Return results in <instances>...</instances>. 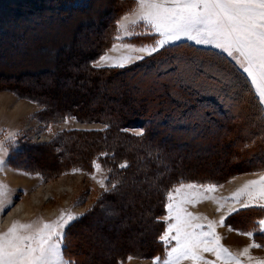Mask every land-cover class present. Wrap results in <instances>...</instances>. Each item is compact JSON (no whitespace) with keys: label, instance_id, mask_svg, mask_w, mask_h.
<instances>
[{"label":"rangeland","instance_id":"rangeland-1","mask_svg":"<svg viewBox=\"0 0 264 264\" xmlns=\"http://www.w3.org/2000/svg\"><path fill=\"white\" fill-rule=\"evenodd\" d=\"M37 3L40 6H32ZM73 6L78 7L71 9ZM134 7V0H0V129L18 133L15 147H9L5 158L6 167L0 171V183L10 189L14 205L0 217V231L14 221L51 222L61 213L75 214L79 219L66 229V256L75 264H110L112 259L113 264H152L155 257L164 255L159 236L167 226L163 217L172 186L213 182L223 185L214 195L224 198L247 181L257 180L264 170V120L254 97L241 94V84L217 82L212 55L216 50L181 42L179 48L162 49L123 69L92 67L105 52L112 57L127 54L122 48L110 49L114 43L128 42L127 38L114 40L116 22ZM110 18V44L84 65L85 56L101 39ZM152 40L147 36L131 38L136 46ZM203 55L214 61L204 60ZM156 57L161 59L154 63ZM100 70L124 74L107 84L101 78V85L91 87L89 71ZM28 93L38 98L32 100ZM144 109L145 116L152 117V134L145 146L158 150V155L166 151L176 170L187 164L182 172L188 175L160 190L161 211L156 209L153 214V222L160 224L157 231L147 224L148 215L136 208L155 209L152 200L171 163L150 154L148 158L155 156V160L148 159L152 163H146L149 172L142 168L139 180L128 181V193L120 188L122 170L134 169L127 158L118 156L114 161L111 151L94 149L92 158L83 161L73 152L81 149L75 143L76 135L105 131L99 116L111 113L131 120ZM66 116L75 119L64 123ZM141 129L119 131L139 138ZM94 161L100 164L99 170L93 167ZM124 162L128 166L120 168ZM227 167L230 173L219 176ZM131 175L133 171L126 173L127 178ZM100 180L105 181L107 192ZM236 182L241 183L229 188ZM112 183L117 184L115 189ZM107 195H113L115 202L103 201ZM16 208L20 216L2 222ZM216 209L215 203L205 201L189 211L219 221L228 207L220 212ZM261 216L264 210L258 208L227 216L225 226L217 228L224 246L239 252L252 243L236 230L254 231L253 239L264 244V233L258 226L254 228ZM228 225L234 230L229 231ZM129 255L135 258L128 261ZM252 255L264 258V247L253 249Z\"/></svg>","mask_w":264,"mask_h":264},{"label":"snow or ice","instance_id":"snow-or-ice-1","mask_svg":"<svg viewBox=\"0 0 264 264\" xmlns=\"http://www.w3.org/2000/svg\"><path fill=\"white\" fill-rule=\"evenodd\" d=\"M134 5L116 22L114 40L127 38L128 42L114 43L110 49L115 52L122 48L127 54L112 57L105 52L92 62V67L123 69L162 49L191 42L216 50L212 55L217 82L241 84V94L254 97L264 120V0H134ZM143 36L152 37V42L142 46L131 42V38ZM69 119L75 117L66 116L63 122ZM47 130L50 132L51 125ZM143 134V129L137 131L138 136ZM17 135L0 129V171L6 167L5 158L9 147H15ZM127 166V162L120 164V168ZM93 167L99 170L100 164L94 161ZM76 171L79 170H73ZM92 178H96L94 174ZM98 183L108 191L104 180ZM111 187L115 189L117 184ZM220 187L223 185L213 182H180L167 191L163 217L167 226L159 236L164 255L155 257L152 264H264V258L252 255L253 249L264 247L253 239L254 231L236 230L238 235L252 240L239 252L225 247L217 232V228L225 226L227 216L241 209L264 210V170L257 180L247 181L229 197L214 195ZM9 193L8 186L0 183V217L14 206ZM205 201L215 203L217 212L227 205L226 215L215 221L189 211ZM78 219L75 214L61 213L51 222L14 221L0 231V264H75L66 256V229ZM257 226L264 233V216L256 221L254 228ZM228 230L234 229L228 225ZM134 258L129 255L127 260Z\"/></svg>","mask_w":264,"mask_h":264},{"label":"trees","instance_id":"trees-1","mask_svg":"<svg viewBox=\"0 0 264 264\" xmlns=\"http://www.w3.org/2000/svg\"><path fill=\"white\" fill-rule=\"evenodd\" d=\"M72 1H75V0H64L65 3L66 2L70 3ZM37 5L40 6V3H37L36 5H32V6H37ZM70 6H71V4H70ZM115 6L120 7V4L118 2H115ZM77 7L78 6H76V7L73 6L71 9H75ZM68 9H70V8H68ZM112 19L111 18L108 19L107 24H106V30L103 33V35L101 36V39L99 41H97V44L94 46L93 50L85 56V59L83 61L84 65H86V62L89 61L90 59L98 57L103 52L106 45L110 44L108 39L110 36V28H111L110 24H111V21H113ZM198 54H201V53H198ZM186 55H194V54H186ZM202 58H204V60L214 61L213 58H210L207 55H205V56L203 55ZM160 59H161V57L160 58L156 57L154 60V63L158 62V60H160ZM89 72L91 74H89L90 77L88 78L89 79L88 81H89V84L91 85V87L95 86V85L99 86V84L101 83V78H103L102 80L105 81V83H103V84H107L108 82L112 81L110 79L114 80V78L116 76L121 75L122 72L124 74V71H122L119 73H115L113 75L108 70H104V71L100 70L98 72L89 71ZM161 92H163V89L161 90ZM28 94L30 95L29 98H31L32 100L34 99V97L38 98L37 94H31V93H28ZM35 102H38V100H36ZM41 102H43V101H41ZM148 110L150 111L151 109L147 108V111ZM143 112L144 113H140V114H143V115H141L143 117H141V121L139 120L138 122L136 120H137L138 116H140V114L139 113H138L139 115L136 113L133 114V112H132L133 117L131 120L120 117L119 114L118 115H116V114L111 115V113H110L107 116H99V120H101L107 126L104 132L79 134V135H76L77 137L75 138V143L77 142L76 144H79V148H81V149L74 150L73 151L74 155H76V157L78 159H81L83 161H86L89 157L92 158L91 153L94 151V149H96L97 151H99V150L100 151H103V150L111 151L112 152L111 158L114 161L118 160V158H119L118 156H124V158H127V160L131 163L130 165L134 169L132 170L129 168L126 170H122L121 173H122V178H123L122 181L123 182L120 183L121 184L120 188L125 189L128 193H129V190L125 187L127 185V182L128 181L130 182L133 180H135V181L139 180L140 178L138 177V175L142 174V173H139L142 168H144L145 170H147V172H149V170H148L149 164L148 165L146 164V163L150 162L149 160L153 161V158L155 156L159 157V155H161V156H163V159H164L163 161L165 163H171V162H169V160H167V155L165 153L166 151L162 152V154L158 155L157 154L158 150H153L152 148L145 146L147 140L150 138V134H152L150 132V129L152 127V125H151L152 117H150L149 114L147 116H145L146 109H144ZM59 114L61 115V112ZM126 127H128V128L129 127H133V128L140 127L144 130V134L142 135V137L134 138V137L129 136L127 133L119 131L120 129L126 128ZM154 153H155V156L148 158L150 156V154L152 155ZM107 160H108L109 167L112 168L110 166L111 163H110L109 159H107ZM154 160H155V158H154ZM138 161H141L143 163L139 164ZM168 165L170 167L168 170H165L166 174H165V177H163L160 180L159 191L157 192V195L152 200V201H154L155 209L152 212H149L147 210L146 206H144V208L145 207L146 208L145 209L143 208V210H141V211L138 208H136L137 212H140L142 214L144 213V214L148 215V219L146 220V222H147V224H149L153 227V231L155 229L157 231L156 225L160 226L159 223L155 224L153 222V218H154L153 214L155 213L156 209H158V211H161V207H160L161 204L159 205V202H158V198L160 196V190H164L165 188H167L177 178L185 177L186 175H188L185 172H182V170L186 167L187 164L183 165V169H180V170H176L174 168V165L172 166V163L168 164ZM144 169H143V171H144ZM131 171H133L134 175L133 176L131 175L132 177L127 178L126 173L131 172ZM230 171L231 170L227 167V168H225L224 171H222L218 175L219 176H226L230 173ZM147 172L144 173V175L146 177H147V175H146ZM187 178H189V177H187ZM105 200H109L110 203H114L115 197L113 195H107L106 197L103 198V201H105ZM148 252H149V250L145 251L143 253L148 254ZM113 262L114 261L112 259L110 264H113Z\"/></svg>","mask_w":264,"mask_h":264},{"label":"bare ground","instance_id":"bare-ground-1","mask_svg":"<svg viewBox=\"0 0 264 264\" xmlns=\"http://www.w3.org/2000/svg\"><path fill=\"white\" fill-rule=\"evenodd\" d=\"M241 182H236L235 184L231 185L229 188H234L236 187L238 184H240ZM23 208V207H22ZM18 209H13L11 212H9V214L7 216H4V220L2 222H4L5 224H7L6 222H9V219L11 217H16V216H20L19 213L17 212Z\"/></svg>","mask_w":264,"mask_h":264}]
</instances>
